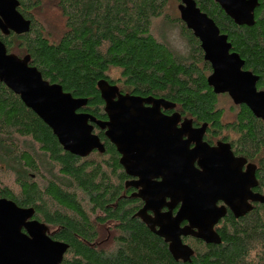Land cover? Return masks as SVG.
Wrapping results in <instances>:
<instances>
[{
    "label": "trees",
    "instance_id": "1",
    "mask_svg": "<svg viewBox=\"0 0 264 264\" xmlns=\"http://www.w3.org/2000/svg\"><path fill=\"white\" fill-rule=\"evenodd\" d=\"M17 1L30 30L0 34V40L9 54L29 56L44 80L73 98L86 99L79 113L105 119L96 86L100 80L122 94L166 100L181 116L207 124L212 135L256 164L264 194V121L239 105L233 123L222 122L219 95L206 82L210 65L180 19L177 23L192 46L189 59L180 60L152 36L153 21L162 18L167 0H54L65 22L57 39L35 20L38 0ZM194 1L227 36L243 69L258 77L256 87L264 91V0H257L252 27L235 25L214 0ZM5 174H12V187ZM122 176L110 144L104 156L82 159L65 152L51 130L0 83V199L32 208L35 219L56 227V239L68 246L63 264H264V204H255L237 219L228 212L215 226L220 244H193L187 263L175 261L166 245L148 233L138 231L135 239L125 223L122 238L97 244L93 237L104 230H98L87 210L109 214L115 209L117 218L124 215L122 200L116 197Z\"/></svg>",
    "mask_w": 264,
    "mask_h": 264
},
{
    "label": "water",
    "instance_id": "2",
    "mask_svg": "<svg viewBox=\"0 0 264 264\" xmlns=\"http://www.w3.org/2000/svg\"><path fill=\"white\" fill-rule=\"evenodd\" d=\"M214 2L235 25H254L257 0ZM18 7L17 0H0L2 36L29 32L31 23L22 17ZM177 11L180 21L198 40L203 61L210 65L208 87L215 95H227L235 106H246L256 119L264 121V91L256 87L258 77L243 69L244 62L231 51L227 36L220 33L194 0H180ZM29 62V56L9 54L0 40V83L18 96L51 130L62 149L73 156L84 158L95 150L103 153L93 125L104 131L106 139L116 147L124 171L140 179L143 191L138 196L145 206L138 216L168 244V252L175 261L187 263L193 256V250L181 242V236L191 235L205 244L218 245L221 240L215 226L228 212L237 219L252 211V204H264V195L251 191L258 185L256 167L235 157L228 144L220 142L209 147L203 143L206 125L191 129L192 122L183 121L181 137L187 134L195 147L189 150L188 142L181 141L177 165L170 162L173 152L160 157L157 152L149 156L147 149L142 150L148 144V136H167L169 123L179 120L177 113L171 117L161 113V109H174V104L122 94L116 86L100 80L96 86L107 120L98 121L78 112L86 106V99L73 98L60 85L47 82ZM162 160L170 163L163 164ZM196 160L198 168L194 167ZM157 179L161 180L154 181ZM166 198L170 199L169 204H165ZM176 203H180V208L175 217L156 214L158 221L154 223L144 215L146 210L170 208ZM33 214L32 208H20L10 200L0 199V264H61L68 246L49 239L45 226L32 221ZM184 220L189 225L181 229L179 223Z\"/></svg>",
    "mask_w": 264,
    "mask_h": 264
},
{
    "label": "flooded vegetation",
    "instance_id": "3",
    "mask_svg": "<svg viewBox=\"0 0 264 264\" xmlns=\"http://www.w3.org/2000/svg\"><path fill=\"white\" fill-rule=\"evenodd\" d=\"M156 99H158V98H156ZM145 106L147 107V105H145ZM161 113L165 117H171L173 114L177 113L180 116V118H179V120H177L175 122L169 123V130L167 131V136H162V137L148 136L147 137L148 144L145 147L143 146L142 150L147 149V153L149 156L150 155L154 156L153 153H156V152L158 153V156L160 154H162L164 156L165 152H166V154L173 152V157H172V160L170 162H173V165H177V163H179L178 159H180L179 149L181 147V141H184V142L187 141L188 142L187 146H188L189 150H192L195 147V142L190 141L191 137H188L187 134L183 135L181 137V132H180L183 121L184 120H190L192 122L191 129H198L202 125H206L205 132L202 136V142L203 143H205L209 147H215L217 145V143H220V142L228 144L230 146L231 152L233 153V155L235 157H237V158L242 157L236 152V150L233 148V146L229 142L220 140V138L218 136L216 137V136L212 135L209 131V127L207 126V124H205V123H202L199 125L195 124L191 119L181 116L176 111L175 107L172 110L161 109ZM106 120H107V117L105 115V119H103L101 121H106ZM95 128H98V127L93 125V134H95L99 138L100 142L103 145L104 152L100 153L97 150H95V151L91 152L87 157H84V158H88L89 156L95 155V154H98L99 156H104L105 150H106V143L111 145V147L113 148V150L117 154V164L119 165V167L123 173L122 178L119 180L120 186L117 188V194L118 195L116 197L119 200L120 199L122 200V204H123L122 212L124 213V215H121L117 218L115 209L111 210L109 212V214H107L105 211L103 213L101 210H98V209L97 210H93V209L87 210L90 215L94 214L92 219L99 226L98 230H99V228H103V230H104V234H103V232L101 233L99 231L98 234L94 235L93 239L97 241V244H100L104 240L109 241L110 239H112L115 241L116 239H120V238H122L121 233H120L122 231L121 224L125 223L126 224L125 226H129L128 232H130V234H133L135 236V239H137V237H138L137 236L138 231H140L142 234H146L145 236H147V233H148V234L152 235L153 237L161 240L166 245V247L168 249V244H166L161 237L157 236L153 231H151L148 228V226L143 222V220L138 216L140 211L145 206L143 199L138 196L143 191L142 187L140 185L141 184L140 179L137 176L128 175L124 171V169L120 165V161H119L120 155L118 154L116 147L106 139V137L104 135V131L100 130L99 128H98L99 130L96 131ZM155 155H157V154H155ZM162 155H160V157H162ZM158 156H157V158H158ZM84 158H82V159H84ZM168 161L162 160V163L163 164H165L164 162L170 163ZM197 162H198V160H196L194 162L195 168H198ZM247 164H253V163L247 161ZM253 165L256 167L255 177H256V180L258 182V178H257V169L258 168H257L256 164H253ZM245 169H246V165L242 167L241 171L244 172ZM160 180L161 179H157L154 181H160ZM251 191L253 193L261 194L259 191V183H258L257 187L251 189ZM169 203H170V199L166 198L165 204H169ZM221 205H222V203H218V206H221ZM252 205L254 206L255 204H252ZM179 208H180V203H176V204L172 205L170 208L162 207V208H160L158 210H154V211L153 210H146V213L144 215L148 220L155 223L158 221L156 214L164 215V214L169 213L171 215V217H175ZM33 211H34V214L32 216V221H36V222L45 226V228H46L45 235L49 239H51L52 241L65 244V242L56 239L57 234H58L56 227L49 225V224L45 225V224L39 222L34 217L35 216V210H33ZM188 225H189L188 222L185 220L181 221L179 223V227L181 229L187 227ZM118 227H120V229ZM154 230L157 231L158 227L155 226ZM105 232H106V234H105ZM180 240L184 245H187L190 248H192L191 246L195 243H199V242L204 243L203 241L196 239L195 237H193L191 235L181 236ZM65 253L63 255V258L65 256ZM63 258H62L61 264H63Z\"/></svg>",
    "mask_w": 264,
    "mask_h": 264
},
{
    "label": "rangeland",
    "instance_id": "4",
    "mask_svg": "<svg viewBox=\"0 0 264 264\" xmlns=\"http://www.w3.org/2000/svg\"><path fill=\"white\" fill-rule=\"evenodd\" d=\"M40 8L32 13L40 27L47 32L52 39H57L64 30V19L59 13L54 0H38ZM180 0H167L162 18L156 19L152 24V36L162 42L177 58L187 60L192 53L189 40L183 35L181 26L177 23L179 14L177 6ZM117 77V74H113ZM217 107L223 112V123H233L238 107L235 106L227 95H219ZM12 175V174H11ZM5 174V182L12 187L13 177Z\"/></svg>",
    "mask_w": 264,
    "mask_h": 264
}]
</instances>
